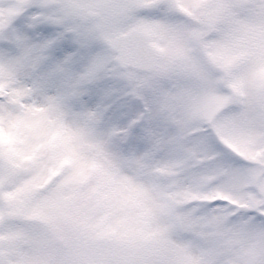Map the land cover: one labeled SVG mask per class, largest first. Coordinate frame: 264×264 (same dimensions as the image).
<instances>
[{
	"label": "snow or ice",
	"instance_id": "snow-or-ice-1",
	"mask_svg": "<svg viewBox=\"0 0 264 264\" xmlns=\"http://www.w3.org/2000/svg\"><path fill=\"white\" fill-rule=\"evenodd\" d=\"M0 264H264V0H0Z\"/></svg>",
	"mask_w": 264,
	"mask_h": 264
}]
</instances>
